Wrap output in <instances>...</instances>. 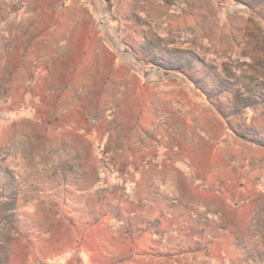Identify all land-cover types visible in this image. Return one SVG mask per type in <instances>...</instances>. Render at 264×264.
Masks as SVG:
<instances>
[{
    "label": "rangeland",
    "instance_id": "374dc122",
    "mask_svg": "<svg viewBox=\"0 0 264 264\" xmlns=\"http://www.w3.org/2000/svg\"><path fill=\"white\" fill-rule=\"evenodd\" d=\"M248 1L0 0V264H264Z\"/></svg>",
    "mask_w": 264,
    "mask_h": 264
},
{
    "label": "trees",
    "instance_id": "16d2710c",
    "mask_svg": "<svg viewBox=\"0 0 264 264\" xmlns=\"http://www.w3.org/2000/svg\"><path fill=\"white\" fill-rule=\"evenodd\" d=\"M108 1H110V0H108ZM235 1H237V2H239V3H243V4H245L246 6H248V8L249 9H254L255 11H256V9L254 8V6L251 4V2L250 1H248V0H235ZM154 60L151 62V63H153L154 65H156L157 67H164L165 69H171V70H175V71H181V72H183V70H182V66H180L179 64H178V66H175V67H167V66H164V62L162 61V60H160L159 59V57H157L156 55L154 56V58H153ZM187 76L190 78V76H189V74H187ZM191 80H193L192 79V77H191ZM194 81V80H193ZM195 82V81H194ZM208 94V93H207ZM221 113H222V111H221ZM236 131V130H235ZM236 133L238 134V135H240V133H239V130L237 129V131H236ZM242 133V132H241ZM242 135V134H241ZM247 134L245 133H243V136L242 137H248V136H246ZM251 140H254V138H251ZM255 142H257L258 144H260V145H264V138L263 137H257L255 140H254Z\"/></svg>",
    "mask_w": 264,
    "mask_h": 264
}]
</instances>
